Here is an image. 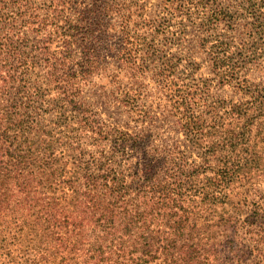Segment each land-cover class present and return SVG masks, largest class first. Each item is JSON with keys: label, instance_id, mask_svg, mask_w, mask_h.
<instances>
[{"label": "trees", "instance_id": "1", "mask_svg": "<svg viewBox=\"0 0 264 264\" xmlns=\"http://www.w3.org/2000/svg\"><path fill=\"white\" fill-rule=\"evenodd\" d=\"M190 1L202 8L187 14L198 15V36L212 37L222 51L209 57L210 73L237 74L239 58L224 50L243 40L242 29L261 38L260 9ZM76 3L0 0V264H46L54 247L82 253L79 264H109L112 246L126 245L133 264H143L155 244L168 250L180 243L196 258L209 244L193 236L202 205L223 203L230 181L261 160L249 134L252 119L264 117V86L228 106L196 97L195 87L172 90L175 66L162 46L175 34L165 20H132L143 9L137 1L138 11L104 0L74 15ZM245 13L256 25L240 23ZM79 22L86 30L75 53ZM144 26L152 33H141ZM106 38L120 40L112 63L94 48ZM105 64L115 67L98 96L119 109L116 118H103L86 94ZM148 82L158 94L149 106L140 103ZM158 88L170 91L161 99ZM252 218L222 217V245L234 246L242 230L251 249L262 246L264 224Z\"/></svg>", "mask_w": 264, "mask_h": 264}, {"label": "rangeland", "instance_id": "2", "mask_svg": "<svg viewBox=\"0 0 264 264\" xmlns=\"http://www.w3.org/2000/svg\"><path fill=\"white\" fill-rule=\"evenodd\" d=\"M103 1L77 0V3L74 5V15L89 3L99 5ZM124 1L130 4L136 11H138V7L134 6L135 1L139 3L140 7H143L139 13L140 17L133 15L132 20L141 23L150 18L155 19V22L159 23L163 19L168 23L170 32L175 34L170 38L171 44L168 47L161 44L163 50L168 51V56L175 66L173 75H171L172 80L169 82L172 90H176L177 86H182L183 89L185 87L194 89L195 87V91L198 93L196 97L204 95L209 101H226L225 106H228L232 102L241 101L244 103L250 101L249 91L254 90L256 87L263 88L264 34L261 38L252 39L250 33L242 29L245 33L242 36L243 40H236L224 50L229 56L239 58L240 68L237 70V74L231 73L232 71L224 72L226 79H221V77L214 75V73H210L208 60L209 57H212V53L217 52L218 54H222V51L213 48V45L216 44H213L212 37L205 35L198 36L196 27L193 26L199 21L198 15L192 18H189L187 15L188 9H190L189 12L195 10H198V13L201 12L202 8L199 4L190 0ZM227 1H230L232 5H229ZM220 2H223L226 7L229 5L230 8L234 5L241 12L246 11L245 8L249 7L250 4L256 9L259 8L260 14L256 13V15L263 22L262 27L264 26V0H220ZM245 14L247 16H242L240 23H252L251 26L256 25L254 18H252L253 16L248 13ZM72 18L77 20L76 16ZM78 26L82 27V29L78 31L75 37L76 42L72 45V50L75 53H79L81 50L79 45L83 37L82 35L86 30L83 22H79ZM141 33L151 34L152 32H150L148 27L144 26ZM162 37L159 35L156 39V43L159 46ZM109 38L97 40L94 48L100 59L104 58L112 63L111 57H114L118 48L117 44L120 40H111ZM113 41H117L118 43L115 44ZM114 67L113 65H101L99 69L102 74L94 78L96 87L91 86L93 89H90V92L86 91V94H89V101L92 103L93 108L103 118H107V115L116 118L119 113V109L113 105L103 103L104 100L98 96L101 92L99 86L109 87L107 79L109 77L106 76V72L108 69H113ZM148 83L149 89L147 95L140 100V103L149 106L152 102L158 100V94L153 89L155 84L153 82ZM157 90H161L159 92L161 99L170 91L167 88H158ZM163 102L169 103L167 101ZM251 123L252 128L249 139L252 149L261 154V160L254 157L255 160H251L249 165L244 166L239 171V176L230 181V185L224 189L227 199L223 203L202 205L203 209L199 213L200 219L198 220L197 227L193 228V236L197 239L204 237L209 244L198 247L195 254L196 258L193 259H189V252L182 243L168 250L164 247H156L155 244L149 248L151 256L143 264H231V261H233V264H264V244L251 249L252 243L248 239L250 236L248 231L244 233L241 230L236 244L226 247V245H222L224 233L221 235L219 233L220 228L218 227L220 219L228 215L236 216L240 220H244L246 217H253L252 219H257V221L264 224V117L252 119ZM164 135L170 137L176 136L179 139L183 137L181 134L175 135L170 131H164ZM259 227L263 229L264 225L260 224ZM212 243L214 244L211 245ZM53 249H55V256L46 264H79L83 259L82 253H78V251L71 252L70 254L68 249L64 253H62V248L54 247ZM112 250V259L109 264H133L131 260L133 249L131 247L126 245L124 250L120 251L117 246H112ZM123 254V257L119 256Z\"/></svg>", "mask_w": 264, "mask_h": 264}]
</instances>
